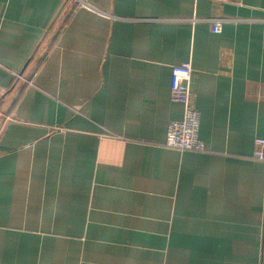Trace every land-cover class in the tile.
<instances>
[{"label": "crops", "instance_id": "1", "mask_svg": "<svg viewBox=\"0 0 264 264\" xmlns=\"http://www.w3.org/2000/svg\"><path fill=\"white\" fill-rule=\"evenodd\" d=\"M257 137L264 0H0V264H264Z\"/></svg>", "mask_w": 264, "mask_h": 264}, {"label": "built area", "instance_id": "2", "mask_svg": "<svg viewBox=\"0 0 264 264\" xmlns=\"http://www.w3.org/2000/svg\"><path fill=\"white\" fill-rule=\"evenodd\" d=\"M218 3L232 2L233 0H214ZM209 22L210 30L219 32L222 24L231 18L212 16L205 18ZM18 75V74H16ZM192 66L189 60L172 65L170 99L179 102L183 107L182 117L170 120L167 124L164 146L178 150L202 151L204 142L199 137V111L193 102L191 91ZM253 157L264 160V137L254 139Z\"/></svg>", "mask_w": 264, "mask_h": 264}]
</instances>
